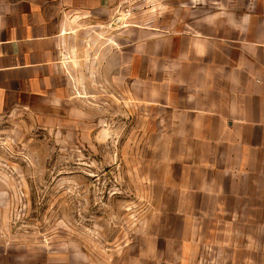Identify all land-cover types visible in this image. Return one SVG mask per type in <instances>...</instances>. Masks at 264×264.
Instances as JSON below:
<instances>
[{
    "label": "rangeland",
    "instance_id": "1",
    "mask_svg": "<svg viewBox=\"0 0 264 264\" xmlns=\"http://www.w3.org/2000/svg\"><path fill=\"white\" fill-rule=\"evenodd\" d=\"M158 7L127 3L77 19L63 48L64 91L32 103L0 97V264L210 257L186 242L196 237L176 215L183 205L161 202L165 108L152 102L167 61L145 22L141 42L133 37L138 13L155 18Z\"/></svg>",
    "mask_w": 264,
    "mask_h": 264
},
{
    "label": "crops",
    "instance_id": "2",
    "mask_svg": "<svg viewBox=\"0 0 264 264\" xmlns=\"http://www.w3.org/2000/svg\"><path fill=\"white\" fill-rule=\"evenodd\" d=\"M144 1L160 12L133 37L145 22L167 61L161 202L183 205L201 264H264V0H0V97L57 98L77 19Z\"/></svg>",
    "mask_w": 264,
    "mask_h": 264
}]
</instances>
